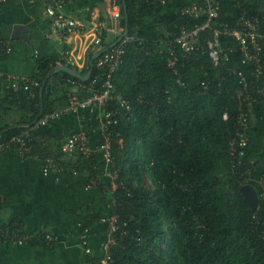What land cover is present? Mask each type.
<instances>
[{"label": "trees", "instance_id": "1", "mask_svg": "<svg viewBox=\"0 0 264 264\" xmlns=\"http://www.w3.org/2000/svg\"><path fill=\"white\" fill-rule=\"evenodd\" d=\"M118 1L124 12L123 0ZM218 1L220 15L213 27L233 26L243 16L259 15L264 30V0ZM126 3L129 36L135 38L127 43L114 81L116 92L131 107L115 116L111 130L115 166L126 184V188L115 191V212L121 229L130 233L115 248V264H264V203L251 205L244 191L247 175L235 172L231 164L230 138L235 133L239 111V78L229 63L214 65L208 44L213 28L204 31L198 49L181 56L176 73L169 65L166 43L173 41L181 27L202 23L206 17L182 14L180 7L163 15V4L153 0ZM122 25L126 26L125 13ZM151 26L158 28L156 39L141 38L139 33ZM107 36L103 35L104 48L111 47L120 35L111 41ZM6 38L1 36L0 42ZM226 38H222L224 47ZM7 56L0 54V58ZM93 56L89 55L85 69L78 68L82 74L92 68L89 78L83 79L69 72H55L59 64L55 56L29 53V61L36 65L30 77L39 80V84L33 87L21 82L18 90L4 87L0 111L17 103L21 113L17 119H0V142L33 127L42 116L56 110V99H51L54 87L49 83L54 73L63 84L71 85L74 80L83 85L92 83L94 90L101 89L105 70L97 66ZM179 78L184 83L178 82ZM251 79L257 80L255 76ZM118 104L113 101L109 107ZM263 111L264 98L258 115ZM32 136L31 149L21 157L54 155L36 129ZM99 137L101 141V134ZM63 143L58 141L60 152H55L61 158V163L57 158L58 163L78 187H87L97 174L96 157H62L68 154L62 151ZM12 150H18V145L1 153ZM251 156L249 153L247 159ZM96 186L107 190L102 179ZM5 205L6 195L0 189V212ZM76 212L81 218L80 235L85 227L105 217L104 212H96L90 205ZM2 222H18L30 231L20 214L13 213L10 220ZM45 228L33 231L29 244L56 243V239L48 241L44 235L57 234Z\"/></svg>", "mask_w": 264, "mask_h": 264}, {"label": "crops", "instance_id": "2", "mask_svg": "<svg viewBox=\"0 0 264 264\" xmlns=\"http://www.w3.org/2000/svg\"><path fill=\"white\" fill-rule=\"evenodd\" d=\"M49 1L12 0L0 8V38L7 37L14 47L7 57L0 58V71L14 75L19 78V83L22 82L25 86L32 84L35 87L36 82H39L30 77L36 65L29 61V53L30 55L44 53L48 58L55 56L59 62L55 72H68L62 68L64 65L70 66L66 56L67 49L75 47V53L83 63L80 69L87 67L89 55L93 54L94 58L104 49L103 45L91 44L86 47L80 42L70 44L54 27L52 17L47 13ZM193 1L168 0L163 4L162 14H172L175 7L181 9ZM65 8L69 14L81 18L89 28L91 21L108 20L110 0H65ZM158 32L156 26H151L141 31L139 36L144 39H156ZM107 35L108 41L117 36L112 32H107ZM224 43L231 68L242 67L238 45L228 37ZM62 59L64 62H61ZM60 79L61 77L55 73L49 79V83L54 87L51 99H56L55 111L67 107L70 92L78 91L85 97L95 88L92 83L83 85L78 81L71 85L63 84ZM93 82L96 83L98 80ZM20 87L22 85H19L18 89ZM18 107L17 103L11 107L5 106L0 111V119H17L21 113ZM101 112V110L94 112L85 110L78 114L67 112L60 118L37 127L36 133H40V137L54 152L53 156L61 163V158L55 154L60 152L58 141H65L73 131H85L91 146L97 148L100 141ZM253 127L255 130L249 145V153L257 158L258 164L245 185H252L258 192L261 189L260 175L264 171V111L259 113ZM96 151L94 165L96 173L107 183L110 179L105 175L108 165L101 151L97 149ZM62 157L75 160L79 158L73 154H63ZM45 166L46 157L32 155L23 158L18 150L0 154V189L6 195V205L0 212V219L7 222L13 213L20 214L28 230L37 231L46 227L52 229L58 236L57 242L50 245L0 241V264H100L101 246L109 236L108 222L97 220L92 223L89 245L93 251L87 252L81 243L79 234L81 218L76 211L90 205L96 212L112 214L115 212L114 193L97 186L89 189L78 187L61 164L59 169L48 172H45Z\"/></svg>", "mask_w": 264, "mask_h": 264}, {"label": "built area", "instance_id": "3", "mask_svg": "<svg viewBox=\"0 0 264 264\" xmlns=\"http://www.w3.org/2000/svg\"><path fill=\"white\" fill-rule=\"evenodd\" d=\"M11 0H0V8ZM159 3H166L168 0H153ZM221 3L218 0H194L191 3L181 7V13L196 18L206 17L202 23H196L193 26L181 27L179 33L173 41L166 43L168 47L169 65L179 73L177 69L178 61L181 56L191 53L193 50L201 46V36L204 31L213 28V38L208 39L210 55L215 66H225L229 62V56L225 51L222 43L223 37L232 39L240 52V61L242 67L230 68L239 78V88L237 90V99L239 102V111L234 135L230 138L231 164L235 172L240 175H247L244 179L248 183L249 175L256 169L258 164L256 157L249 156V145L252 140L253 125L258 117L259 105L264 98V30L262 29V21L259 15L243 16L235 25L225 24L222 27H213V22L220 15ZM47 13L52 17V23L64 38L70 44L82 43L86 47L91 44L102 45L103 35L107 32L122 35L125 27L122 25L124 12L122 5L118 0H110V10L108 20L91 21L89 28L83 20L77 16H73L66 11L65 0H50L47 5ZM135 37L127 35L115 46L104 48L105 50L97 57V66L105 70L102 79V88L92 91L89 95L83 97L80 92L72 91L69 93V103L64 110L53 111L42 116L36 121L33 127L28 128L20 134L13 135L6 141L0 142V153L12 145H18V151L22 154L31 149L30 142L33 139L32 130L40 125L48 124L51 120L60 118L62 114L67 112L81 113L85 110L94 112L101 110L100 114V134L101 141L97 148L90 144L88 134L83 130L71 132L62 145V151L68 154H78L87 157L96 155L100 150L105 162L108 165V171L105 172L110 179L105 183L108 191L115 195L118 188H126L124 180L121 178L120 170L115 166L113 155V132L111 125L114 118L118 114H122V109H129V102L119 93L116 92L114 76L120 69L124 55L126 53L127 43ZM207 40V39H206ZM14 47L11 41L2 40L0 42V54L7 55L13 51ZM75 47L66 51V56L70 66L78 70L83 63L80 61L78 54L75 53ZM245 67H249L248 70ZM255 76L256 81H252L251 77ZM178 82L184 83L180 78ZM72 83L76 81L72 80ZM36 84H39L36 82ZM202 84L207 87L206 81ZM19 78L14 75L0 71V94L4 87L17 90L19 87ZM113 101L118 105L109 107ZM228 118V113L224 114ZM55 156L46 158L45 172L59 169L60 164ZM101 178L98 174L93 175L87 184L86 189L92 188L100 183ZM261 189L259 193V202L264 203V171L260 175ZM103 182V181H102ZM109 225L108 239L102 244V255L100 264H115V248L120 242L125 240L129 235L128 229H121L119 215L114 212L105 215L102 218ZM33 231H25L24 226L18 222L5 225L0 219V241H13L15 243H28V239L33 238ZM90 227H85L80 235L81 243L87 252H92L90 247ZM48 241L58 240V236L47 232L45 235Z\"/></svg>", "mask_w": 264, "mask_h": 264}, {"label": "water", "instance_id": "4", "mask_svg": "<svg viewBox=\"0 0 264 264\" xmlns=\"http://www.w3.org/2000/svg\"><path fill=\"white\" fill-rule=\"evenodd\" d=\"M123 7H124V13H125V19H126L125 30L122 33V35H120L119 38L111 46H115L124 37H126L127 35H129L130 17H129V13H128V6H127V3H126V0H123ZM105 49L101 50L94 58L99 57V55H101V53ZM62 68L65 69L66 71H68L70 74H72L74 76H77V77H80V78H83V79L89 78V76L92 73V68L85 75L82 74L81 72H79L78 70H76L75 68H73L72 66L64 65V66H62ZM244 191L247 194V196H248V198H249V200L251 202V205H254L256 207L259 204V193L257 192V190L252 185H245L244 186Z\"/></svg>", "mask_w": 264, "mask_h": 264}, {"label": "rangeland", "instance_id": "5", "mask_svg": "<svg viewBox=\"0 0 264 264\" xmlns=\"http://www.w3.org/2000/svg\"><path fill=\"white\" fill-rule=\"evenodd\" d=\"M148 181H150V180L148 179Z\"/></svg>", "mask_w": 264, "mask_h": 264}]
</instances>
